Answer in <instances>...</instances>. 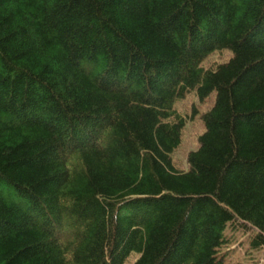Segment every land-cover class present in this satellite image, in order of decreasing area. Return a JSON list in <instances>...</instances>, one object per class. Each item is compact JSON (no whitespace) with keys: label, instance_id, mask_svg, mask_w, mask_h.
Wrapping results in <instances>:
<instances>
[{"label":"trees","instance_id":"obj_1","mask_svg":"<svg viewBox=\"0 0 264 264\" xmlns=\"http://www.w3.org/2000/svg\"><path fill=\"white\" fill-rule=\"evenodd\" d=\"M239 224L264 248V0H0V264H226Z\"/></svg>","mask_w":264,"mask_h":264},{"label":"rangeland","instance_id":"obj_2","mask_svg":"<svg viewBox=\"0 0 264 264\" xmlns=\"http://www.w3.org/2000/svg\"><path fill=\"white\" fill-rule=\"evenodd\" d=\"M231 57L230 50L214 52L203 61L202 65L206 69H216L220 64L227 63ZM215 97L216 94L213 92L205 101H200L194 92H190L176 103L178 112L187 117V124L182 130V142L173 152V162L178 169L185 171L189 169L188 154L198 149L199 136L205 130L202 115L212 107ZM194 107L197 108L198 113L194 119H190ZM256 232L252 226H241V224L227 231L229 242L220 251L226 264H264V248L254 249L249 246V240ZM136 257L132 256L125 264H132Z\"/></svg>","mask_w":264,"mask_h":264}]
</instances>
